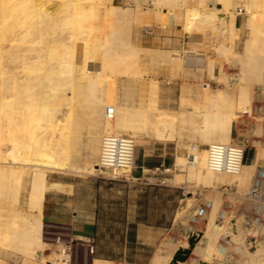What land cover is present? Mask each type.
I'll use <instances>...</instances> for the list:
<instances>
[{"label": "bare ground", "instance_id": "bare-ground-1", "mask_svg": "<svg viewBox=\"0 0 264 264\" xmlns=\"http://www.w3.org/2000/svg\"><path fill=\"white\" fill-rule=\"evenodd\" d=\"M145 1L131 0L133 7L128 4L120 8L113 6V0H0V264H9V261L65 264L58 253L54 255L55 260L51 257L44 261L41 255V204L47 189V174H85L82 170L73 171L70 163L79 154L82 131L89 136L85 148L90 156L102 158L104 137L121 133L136 135L140 130L139 120L145 121L147 109L131 111L130 120L124 122L125 115L117 107L121 82L145 78L138 65L139 45L131 41L139 32L135 25L138 27L146 10ZM193 1L195 5L190 8L185 6L187 0H152L153 17L164 27L176 10L185 6L182 29L187 35L207 38V48L203 49L211 52L209 73L216 57L222 63L240 65L235 79L221 73L211 74L219 85L238 87L234 91L238 102L244 105L236 104V109L248 114L250 101L260 99L264 93V0H215L219 7L214 10L207 5L209 0ZM163 8L167 9L164 15ZM239 15L245 18L243 28H247L248 37L244 52L238 58L232 49L239 37L240 27L237 29L235 25ZM174 58V66L179 69L181 60L178 55ZM258 79L260 85L253 86ZM149 83L147 100L156 102V82ZM253 87L255 93H252ZM234 91L224 87L211 93L209 110L200 117L199 124L195 123L194 115L186 117L181 113L169 119L190 126L197 136L200 146L191 149L193 161L177 157L175 162L182 170L187 168V178L197 184L231 187L234 181L264 168V152L260 150L255 151L247 175L240 169L235 174L217 172L208 165L206 147L231 141L235 115L229 110L234 109L230 103ZM122 93V102H128V92ZM146 122L151 125L155 138L164 139L165 127L170 123L165 116L156 114L154 122ZM237 142L245 145L241 137ZM100 158L90 167L92 171H103ZM130 169L115 173L124 174ZM24 190L29 194L31 210L28 213L19 208L18 197ZM242 217L241 220H246ZM217 227L221 223L214 220L204 236L191 235L198 238L195 252L205 260L220 259L223 252L217 245L218 234L222 232H217ZM228 229L229 239L230 226ZM157 255L153 264L162 261ZM259 264L264 262L261 260Z\"/></svg>", "mask_w": 264, "mask_h": 264}, {"label": "crops", "instance_id": "crops-1", "mask_svg": "<svg viewBox=\"0 0 264 264\" xmlns=\"http://www.w3.org/2000/svg\"><path fill=\"white\" fill-rule=\"evenodd\" d=\"M209 1L208 7L211 6ZM194 5L193 0H188L186 6L191 8ZM164 9L163 15L164 11L167 12ZM184 10L182 8L180 12H176L164 27L153 14L147 17L142 15L139 23L137 22L138 27L135 25L136 30H139L136 33L139 34L138 38L134 34L131 41H135V45H139L138 48L141 49L138 65L145 78L138 79L137 82L120 81L124 90L130 89L133 92L129 102H117L119 112L125 115L123 121L130 120V112L139 109H147L145 115L150 123L155 121L156 114L163 115L166 121H170L165 127L164 139L155 138L151 127L149 135L152 139L144 136L138 139L130 170L116 177L104 171V174L92 176L90 167L100 156H90L85 148L89 136L84 130L78 144L81 146L78 147L79 154L72 157L70 163L73 171L82 170L85 174L49 173L46 176L47 189L41 204L42 228L66 229L74 237H93L95 249L90 264H152L157 254L162 259L161 262L166 260L163 264H169L177 248H181L178 246L171 253L167 252L164 245L167 247L177 242L176 237L168 241L171 230L177 231L184 239H188L187 234L191 236L194 233L181 223L182 206L188 211L183 204L188 193L181 182L182 173L175 165L178 156L186 155L181 147L187 145V142L184 140L180 144L177 136L171 139L170 124L174 121L169 119L181 113L189 115L188 117L194 115L193 118L203 114L209 106L208 93L213 90L207 85V71L203 73L204 78L200 79L197 66H190L187 62L190 59L194 63L195 58L191 55L205 50L208 40L204 36L186 34L182 29ZM174 53L180 54L179 69L174 66ZM202 57V54L198 56L203 60ZM149 81L156 82V102L147 100ZM137 134L140 133L136 132V136ZM168 134L169 137L166 138ZM244 161L243 170L247 174L252 160L246 156ZM225 186L216 184L215 187H203L194 196L195 201L207 202V215L213 202L215 203L218 222L223 218L219 203L226 198ZM208 193H211V198L204 200ZM195 210L189 211V220L195 217ZM199 233L200 237L205 230ZM195 263L199 264L198 260Z\"/></svg>", "mask_w": 264, "mask_h": 264}, {"label": "rangeland", "instance_id": "rangeland-1", "mask_svg": "<svg viewBox=\"0 0 264 264\" xmlns=\"http://www.w3.org/2000/svg\"><path fill=\"white\" fill-rule=\"evenodd\" d=\"M209 2L211 3L210 8L212 7L213 10L219 7V3L215 2V0H211ZM187 3H188V0H187ZM128 4L129 6L133 7L131 0H113V6L115 5V7L126 8ZM185 6L182 8H185ZM145 7H146V10L143 11L144 13L143 16L147 17L148 15H152V11H151L153 7L152 0L145 1L144 8ZM149 7H151V9H148ZM182 8L177 9L176 12H180ZM242 16L243 15L236 16V21H235V25L237 29H239L240 27L239 37L236 40L233 46V49H232V52L234 53L236 57L238 55L241 56L242 53L244 52L243 51L244 50L243 48L245 45L244 43L248 37L247 28L246 27L243 28L245 24L244 22L245 18L244 16L243 17ZM140 52H141V49L139 48V53ZM209 52H210L209 50H204L203 53H196V54L194 53L191 56L192 58H195L196 61L194 60V63H193V60H190V59L189 61H187L190 66H197V69H199V72H200V79L204 78L203 73L207 71V79H208L207 85L209 88L213 90L208 93V96L211 93L217 91L218 89L222 90L224 87L225 89H229V90L232 89L234 91V88H236L235 86H226L224 84L223 86L221 83H220L221 85H219L215 82L214 76L221 73L223 75L225 74V76L227 77L230 76L233 79H235V76L238 75L237 73L240 72L239 71L240 65L235 64L234 66V65H230L229 63H222L221 60H219L218 58H215L214 64L212 66V71H211V73L214 75L212 77V74H209L208 72L210 70L209 66L211 64L210 63L211 61L209 60V58H211V52L210 53ZM174 54L180 55L179 53H174ZM184 54L185 53H183V55ZM199 54L203 55L202 57L203 60L198 58L197 55ZM187 56L189 57V55ZM89 68H91L92 71L94 70L93 67H89ZM252 71H254V69H251V72ZM255 80H256V77H255ZM259 82L261 81H259L258 79L257 82H255L256 84H254L253 86L260 85ZM237 89L238 87L235 89V91ZM253 89L254 87L252 88V91H254L252 93H255L256 90H253ZM126 91L128 92L126 100L129 102V100L132 98L133 92L130 89L124 90L122 87V89L118 93L120 102L124 100V95L122 92H126ZM235 93L233 94L235 95L233 98V102H230L233 105L234 109L231 111L229 110V113H232L234 111V115H235V121L232 124V130H231L232 138L230 142H233V141L236 142L237 139L240 137L245 141L244 159H243L242 167L240 168L242 173H245L243 170L244 169L243 164L245 162L244 160L246 156H249L252 159V157L255 155L256 150H260L264 152V93H262V96L260 97V99L258 98L257 100V98H254L253 100L250 101L251 109H250V112H248V114L245 113L246 112L245 110L240 112L241 110L239 111L236 109L237 105L239 104L244 105V102H238L237 92ZM208 108L204 112V114L208 112L209 110ZM115 116L118 117L117 114H115ZM202 116L203 114L197 115L196 119L194 117L195 121L197 120L195 123L197 124L201 123L200 117ZM146 121H148L147 115H146V119L144 122H142V120H139L138 125H139L140 130H138V133L140 134H137V136L136 135L132 136L131 133L118 134V135L129 136L133 140V144L135 146L134 153L136 150L138 139H140L142 136L148 139H152L151 136L149 135L151 125H148L147 124L148 122ZM142 125H143V129H141ZM170 126H171V134H172L171 139H174L173 136L175 137L177 136L180 144H182V142L186 140L185 142H187V145L181 147L185 150L186 154L191 153L193 151L191 149L196 150L199 147V143H197L198 142L197 136L194 134L190 126L181 125L177 120L174 121L173 124ZM211 145H214V144H211ZM211 145L207 146L206 148L209 150ZM180 158H183L185 160L184 155H181ZM93 168L97 169V167H93ZM178 168L183 176L181 177V182L184 184V187L186 188V191L188 193L187 196L184 197V203H183L184 205H186V208L188 209V211L184 209L185 206L184 207L182 206L181 215L183 218H182L181 223H183V225L188 230H192V232H202L203 230H205V233H206L207 230L209 229L210 222L214 220L216 221V218L218 217L215 211V203L213 202L211 211L210 213H208V215L206 213L207 209H206V212L203 215H201L199 212V209L201 208L200 205H202L204 201L202 202L195 201L194 196L198 189L203 188V187H210V185H206L202 183L197 184V182L193 180H189V178H187L188 169L186 168L182 170V168L180 167ZM104 172H106V174L112 177L118 176L115 172H112V173L107 172V171H104ZM104 172L103 171L94 172V170L92 171V169H90L91 174H104ZM251 175L250 177L248 176L247 178L246 176L242 177V180L234 181L231 187H226V186L223 187L224 189H226L225 191L226 198L219 203V210L221 207L220 215L223 217L222 218L223 223L222 221L221 222L216 221L218 223H221V227H217L216 231L217 232L222 231L218 234V241H217L218 247H220L223 251L221 253V256L220 254L218 255L220 256L219 257L220 259L215 258V257H212L213 259L211 258L210 260L203 259V256L200 253L195 252L194 249L196 247L194 245V248L192 250V253L194 255L193 256L190 255L189 260L185 264H192V263H195V261L197 260L198 262L204 263V264H223V263L227 264L228 262L229 264H259L261 260L262 262H264V168H262L261 170H258V169L254 170ZM27 179L28 180L26 184V189L28 188L29 177ZM254 186L259 187V189L261 190L260 194L257 197H252L249 195L250 190ZM247 188L249 189L247 191V194L245 195V189ZM212 189H215V188H211V190ZM233 189H234V192L232 191ZM233 193H235V195H233ZM190 197L192 199L187 200V198H190ZM28 198H29V194L27 190H24L21 193V195L18 197L19 208L27 213L29 212V210H31V206L29 205L30 202ZM208 198H211V193H208L207 196L204 197V200H207ZM191 209L192 210L196 209L194 212L195 217L189 220L187 218V215L189 214V211ZM242 216H244L246 220L244 219L241 220V218H243ZM207 222H208V225H206ZM228 226H230V232L228 233L229 239H227L228 241H226V236H227L226 234H227V231L229 230ZM46 231H48L47 228L43 229L41 227L42 243H43L42 244L43 252L41 254L42 259L44 258L45 259L44 261H46L52 257V259L55 260L54 255L56 252L54 250L49 249V246L47 245V243L49 242L45 240V238L48 236L44 233ZM204 234H202V236H204ZM174 237L177 238V242L175 243V245H169L167 247L166 245H164L165 248L167 249V252L169 253H171V251H173L175 247H178V246L184 247L186 245L188 248V240L192 236L187 234L188 239H184L181 235L178 234L177 231L171 230L168 241H170V238H174ZM194 239L197 240L198 238L194 237ZM248 245L249 246L251 245L252 248L248 249L250 248V247H247ZM164 261L165 260H163V262L161 263L163 264ZM9 262H10L9 264H18L13 261H9ZM41 264H48V263H41Z\"/></svg>", "mask_w": 264, "mask_h": 264}, {"label": "built area", "instance_id": "built-area-1", "mask_svg": "<svg viewBox=\"0 0 264 264\" xmlns=\"http://www.w3.org/2000/svg\"><path fill=\"white\" fill-rule=\"evenodd\" d=\"M107 114H111L110 110H107ZM134 149L133 140L129 136L110 135L104 137L102 158H100L102 170L112 173L123 168H131L134 160ZM244 151L245 145L241 146L237 141L226 145H213L208 150V165L214 171L235 174L243 163ZM185 160L186 162L193 161L190 153L185 155ZM260 191L259 187L254 186L249 195L257 197ZM207 205V203L201 205L199 209L201 215L206 212ZM47 229L48 231L44 233L48 235L45 240L49 242L47 243L49 249L61 255L65 264H90L95 249L93 237H74L66 229L54 227H47ZM194 233L199 234V232ZM227 239L226 237V241H228ZM247 247H250L248 249L252 248L251 245Z\"/></svg>", "mask_w": 264, "mask_h": 264}, {"label": "water", "instance_id": "water-1", "mask_svg": "<svg viewBox=\"0 0 264 264\" xmlns=\"http://www.w3.org/2000/svg\"><path fill=\"white\" fill-rule=\"evenodd\" d=\"M196 242H197V240L194 239V237L189 239L188 240V248L187 249H178L174 253L169 264H185L186 261L189 259Z\"/></svg>", "mask_w": 264, "mask_h": 264}]
</instances>
